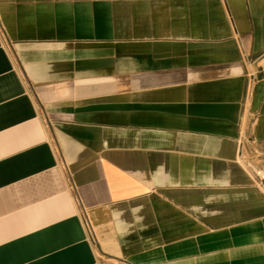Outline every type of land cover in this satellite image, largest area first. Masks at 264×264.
<instances>
[{
    "label": "crops",
    "instance_id": "0c3cea01",
    "mask_svg": "<svg viewBox=\"0 0 264 264\" xmlns=\"http://www.w3.org/2000/svg\"><path fill=\"white\" fill-rule=\"evenodd\" d=\"M248 162L264 0H0V264H264Z\"/></svg>",
    "mask_w": 264,
    "mask_h": 264
},
{
    "label": "built area",
    "instance_id": "2783aa9c",
    "mask_svg": "<svg viewBox=\"0 0 264 264\" xmlns=\"http://www.w3.org/2000/svg\"><path fill=\"white\" fill-rule=\"evenodd\" d=\"M247 165L250 168L254 182L256 183L258 187H260L262 191H264V166L263 165H253V163H250V162H248ZM84 214H85L84 215L85 222L90 231V234L92 235L94 241H97V236H96L94 226L92 225L85 210H84Z\"/></svg>",
    "mask_w": 264,
    "mask_h": 264
}]
</instances>
